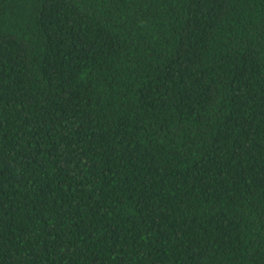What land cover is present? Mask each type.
Instances as JSON below:
<instances>
[{"label": "trees", "instance_id": "1", "mask_svg": "<svg viewBox=\"0 0 264 264\" xmlns=\"http://www.w3.org/2000/svg\"><path fill=\"white\" fill-rule=\"evenodd\" d=\"M0 264H264V0H0Z\"/></svg>", "mask_w": 264, "mask_h": 264}]
</instances>
